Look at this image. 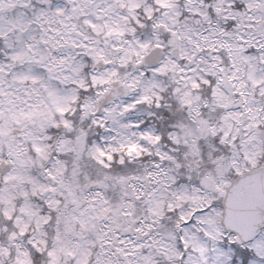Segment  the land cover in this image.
<instances>
[{
	"label": "snow or ice",
	"instance_id": "snow-or-ice-1",
	"mask_svg": "<svg viewBox=\"0 0 264 264\" xmlns=\"http://www.w3.org/2000/svg\"><path fill=\"white\" fill-rule=\"evenodd\" d=\"M0 264H264V0H0Z\"/></svg>",
	"mask_w": 264,
	"mask_h": 264
}]
</instances>
